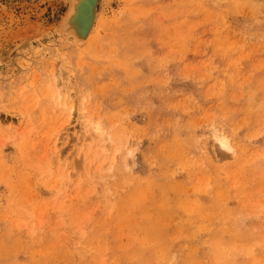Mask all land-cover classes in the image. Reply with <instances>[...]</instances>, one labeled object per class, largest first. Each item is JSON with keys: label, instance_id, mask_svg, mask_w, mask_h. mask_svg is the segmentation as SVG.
<instances>
[{"label": "rangeland", "instance_id": "374dc122", "mask_svg": "<svg viewBox=\"0 0 264 264\" xmlns=\"http://www.w3.org/2000/svg\"><path fill=\"white\" fill-rule=\"evenodd\" d=\"M71 1L0 0V264H264V0Z\"/></svg>", "mask_w": 264, "mask_h": 264}, {"label": "bare ground", "instance_id": "6f19581e", "mask_svg": "<svg viewBox=\"0 0 264 264\" xmlns=\"http://www.w3.org/2000/svg\"><path fill=\"white\" fill-rule=\"evenodd\" d=\"M99 1L100 0L71 1L72 2L71 10L69 11L67 17L63 19V22L60 26L61 31L64 30L62 32H64L65 34L67 35L69 34L73 38L75 37L74 41L77 43L92 42L94 40L93 33L94 30L96 29L98 22ZM80 37L82 39H80ZM76 38L79 39L77 40ZM218 140H219V145L222 148L233 150L227 139L221 137Z\"/></svg>", "mask_w": 264, "mask_h": 264}, {"label": "snow or ice", "instance_id": "6c2138e0", "mask_svg": "<svg viewBox=\"0 0 264 264\" xmlns=\"http://www.w3.org/2000/svg\"><path fill=\"white\" fill-rule=\"evenodd\" d=\"M230 150V149H229Z\"/></svg>", "mask_w": 264, "mask_h": 264}]
</instances>
